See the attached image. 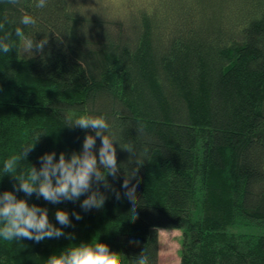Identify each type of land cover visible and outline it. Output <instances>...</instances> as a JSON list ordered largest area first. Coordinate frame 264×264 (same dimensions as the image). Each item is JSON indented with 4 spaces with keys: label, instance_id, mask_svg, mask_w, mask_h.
Here are the masks:
<instances>
[{
    "label": "trees",
    "instance_id": "1",
    "mask_svg": "<svg viewBox=\"0 0 264 264\" xmlns=\"http://www.w3.org/2000/svg\"><path fill=\"white\" fill-rule=\"evenodd\" d=\"M106 2L47 0L37 8V0H0L8 30L30 14L37 23L26 34L48 41L32 56L0 52V167L36 131L22 170L38 169L45 152H80L94 131L64 123L82 114L104 116L120 144L137 152L116 145L122 167L107 177L110 188L99 185V209L81 208L86 194L56 204L28 197L13 188L14 177L0 176V192L47 208L65 233L39 243L0 239V264H47L95 240L121 253L122 264L142 252L158 264L160 228L181 230L179 264H264V0ZM136 158L143 163L139 180H130L133 221L121 185ZM57 209L69 213V226L56 221Z\"/></svg>",
    "mask_w": 264,
    "mask_h": 264
},
{
    "label": "clouds",
    "instance_id": "2",
    "mask_svg": "<svg viewBox=\"0 0 264 264\" xmlns=\"http://www.w3.org/2000/svg\"><path fill=\"white\" fill-rule=\"evenodd\" d=\"M7 4L17 5L19 0H5ZM47 0H37L36 7L44 8ZM12 23L8 15L0 18V52L12 53L19 49L23 54L34 55L35 52H42L48 43L47 38L36 40L34 32L26 34L25 29L35 26L37 21L30 14L20 17L19 24L15 26L14 32L8 30L6 25ZM15 38V39H14ZM19 42V43H18ZM64 125L68 127H79L84 130L91 129L95 135L86 134L82 150L72 152L65 156L63 152L56 157L55 152H45L39 157L40 167L29 165L26 170L20 168L21 161H25L29 152L34 150L35 143L39 140L42 131L33 134L31 142L26 143L22 149L5 159L0 167V176L4 174L14 177L13 188L31 197L56 204L61 201H76L82 195L85 198L81 201V208L85 211L102 208L106 199L99 185L110 188L108 176L116 179L120 173L121 165L118 164L116 156V145L130 154L137 152L132 143L121 145L113 133L107 119L102 115L82 114L66 118ZM99 138L100 145L98 152L96 140ZM136 168L126 171L121 187L124 189V196L131 202V219L135 221L137 195L136 183H130L135 178L137 181V169L143 160L136 158ZM97 187H93V185ZM117 199H120V192L112 189ZM72 215L81 219L79 213ZM56 221L62 226H69L71 220L66 210L57 209L55 212ZM65 235L61 227H56L48 218V209L36 204H29L23 198H17L13 191L0 192V239L20 243L21 240H32L36 243L46 239L59 238ZM24 247L20 244L19 248ZM18 248V249H19ZM17 249V250H18ZM47 264H122L121 253L111 251L107 244L95 240L94 242L81 243L62 250L59 254H53L47 258ZM133 264H150L149 258L143 252L137 257Z\"/></svg>",
    "mask_w": 264,
    "mask_h": 264
},
{
    "label": "rangeland",
    "instance_id": "3",
    "mask_svg": "<svg viewBox=\"0 0 264 264\" xmlns=\"http://www.w3.org/2000/svg\"><path fill=\"white\" fill-rule=\"evenodd\" d=\"M106 4L119 6L123 0H105ZM100 144H96L94 151L98 152ZM159 233V262L158 264H179L181 230L173 228H160Z\"/></svg>",
    "mask_w": 264,
    "mask_h": 264
}]
</instances>
